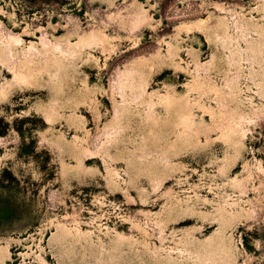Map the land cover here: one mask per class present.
<instances>
[{"label": "rangeland", "instance_id": "1", "mask_svg": "<svg viewBox=\"0 0 264 264\" xmlns=\"http://www.w3.org/2000/svg\"><path fill=\"white\" fill-rule=\"evenodd\" d=\"M0 249L264 264V0H0Z\"/></svg>", "mask_w": 264, "mask_h": 264}, {"label": "bare ground", "instance_id": "2", "mask_svg": "<svg viewBox=\"0 0 264 264\" xmlns=\"http://www.w3.org/2000/svg\"><path fill=\"white\" fill-rule=\"evenodd\" d=\"M140 9H141V8H140ZM141 11H143V10H141ZM135 14H136V13H135ZM141 14H142V13H141ZM143 14H145V12H144ZM136 16H137V15H136ZM144 18H145V17L143 16V19H144ZM139 19H140V18H139ZM139 19H138V20H139ZM222 21H223V20H221V22H222ZM222 23H224V22H222ZM131 24H133V23H131ZM244 24H246V22H245ZM76 25L78 26V24H76ZM128 25H129V24H128ZM224 25H225V24H224ZM224 25H223V26H224ZM74 26H75V25H73V27H74ZM218 26H219V25H218ZM225 26H226V25H225ZM228 26H229V25H228ZM75 28H76V27H75ZM226 28H227V27H226ZM242 28H243V27H242ZM71 29H72V28H71ZM227 29H228V28H227ZM3 30H4V29H3ZM76 30H77V29H76ZM86 31H87V30H86ZM226 31H227V30H226ZM226 31H225V33H226ZM228 31H229V30H228ZM244 31H245V30H244ZM3 32H5V31H3ZM12 32H14V31H12ZM76 32H77V31H76ZM97 33H98V32H97ZM72 34H73V33H72ZM75 34H77V33H75ZM82 35H83V34H82ZM82 35H81V36H82ZM86 35H87V34H86ZM81 36H79V37H81ZM96 36H97V34H96ZM225 36H226V35H225ZM228 36H229V35H228ZM77 37H78V35H77ZM102 37H104V36H102ZM222 37H223V36H222ZM222 37H221V38H222ZM229 37H230V36H229ZM56 38H57V37H56ZM67 38H68V37H67ZM40 39H42V38H40ZM79 39H80V38H78V40H79ZM103 39H104V38H103ZM16 40H20L19 36H17ZM47 40H48V39H47ZM60 40H61V39H60ZM223 40H224V39H223ZM20 41H21V40H20ZM53 43H54V42H53ZM254 44H255V43H254ZM53 45H55V43H54ZM73 46H74V45H73ZM256 46H257V45H256ZM247 47H248V46H247ZM258 47H259V46H258ZM74 49H76V48H74ZM257 49H258V48H257ZM76 50H78V49H76ZM78 51H79V50H78ZM20 52H21V51H20ZM14 56H15V55H14ZM79 56H80V54H79ZM58 57H59V56H58ZM76 58H77V56H76ZM34 59H35V58H34ZM47 59H48V58H47ZM52 59H53V60H52ZM48 60H49V59H48ZM51 60L54 61V58L51 57ZM52 63H53V62H52ZM52 63H50V65H51ZM53 64H55V63H53ZM22 66H23V65H22ZM35 66H36V65H35ZM27 67H28V66H27ZM48 67H49V66H48ZM21 68H22V67H21ZM32 68H33V67H32ZM43 68L45 69V67H43ZM29 69H30V67H29ZM29 69H28V70H29ZM44 69H43V70H44ZM28 70H27V71H28ZM31 70H33V69H31ZM40 70H41V69H40ZM46 70H47V69H46ZM139 70H140V69H139ZM39 72H40V71H39ZM17 73H18V72H17ZM19 73H20V72H19ZM28 73H29V72H28ZM30 73H32V72H30ZM49 73H50V72H49ZM50 74H51V73H50ZM137 75H138V74H137ZM32 76H33V75H32ZM118 76H120V74H118ZM19 77H20V76H19ZM49 78H50V77H49ZM21 79H22V77H21ZM16 80H17V79H16ZM142 80H143V79H142ZM8 82H9V81H8ZM16 82H17V81H16ZM143 82H144V81H143ZM5 84H6V83H5ZM7 85H8V83H7ZM5 87H6V86H4V90H5ZM1 88H2V87H1ZM114 88H115V87H114ZM132 89H133V87H132ZM2 90H3V88H2ZM4 90H3V91H4ZM143 90H144V89H143ZM3 91H2V92H3ZM138 92H139V91H138ZM138 92H137V93H138ZM143 100H144V99H143ZM131 102H132V101H131ZM116 104H117V103H116ZM116 104H115V105H116ZM238 107H239V106H238ZM116 108H117V107H116ZM120 114H121V113H120ZM120 114H118V115H120ZM48 115H49V114H48ZM121 115H122V114H121ZM120 118H121V116H120ZM187 119L189 120L190 118H187ZM239 119H240V118H239ZM243 122H244V120H243ZM224 123H226V122H224ZM221 124H222V123H221ZM212 125H213V124H212ZM242 125H243V124H242ZM235 126H236V125H235ZM216 127H217V126H216ZM225 128H226V127H225ZM233 129H234V128H233ZM225 131H226V130H225ZM227 133L229 134V132H227ZM117 135H118V134H117ZM235 135H236V134H235ZM115 136H116V135H115ZM240 136H241V135H240ZM87 137H88V136H87ZM243 137H244V136H243ZM243 137H241V138H243ZM237 139H238V138H237ZM82 140H83V139H82ZM233 141H234V140H233ZM234 143H235V142H234ZM239 145H240V144H239ZM242 145H243V144H242ZM236 146H237V145H236ZM238 149H239V148H238ZM238 149H237V150H238ZM239 150H240V149H239ZM240 151H241V150H240ZM234 154H235V153H234ZM238 154H239V153H238ZM234 157H236V156H234ZM206 244H207V243H206ZM221 244H223V243H221ZM218 246H219V245H218ZM221 246H222V245H221ZM223 246H224V245H223ZM225 248H226V247H225ZM1 249H2V248H1ZM1 249H0V250H1ZM223 250H225V249H223ZM1 251H2V250H1ZM195 251H196V250H195ZM223 252H224V251H223ZM0 253H1V252H0ZM3 254H4V253H3ZM222 254H223V253H222ZM227 255H228V254H227ZM0 257H1V256H0Z\"/></svg>", "mask_w": 264, "mask_h": 264}]
</instances>
